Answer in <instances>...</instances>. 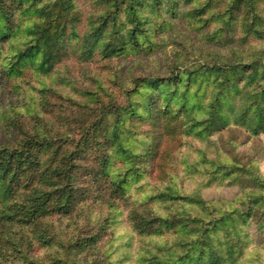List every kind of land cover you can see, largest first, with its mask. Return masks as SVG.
<instances>
[{
  "label": "trees",
  "instance_id": "1",
  "mask_svg": "<svg viewBox=\"0 0 264 264\" xmlns=\"http://www.w3.org/2000/svg\"><path fill=\"white\" fill-rule=\"evenodd\" d=\"M95 2L98 17L73 37L76 0H0L1 87L26 70L50 76L70 53L85 63L97 53L111 67L156 52L160 34L146 7L190 22L211 7L206 0ZM228 5L218 13L226 27L241 24L245 44L264 40V0ZM252 55L207 56L188 67L177 53L164 75L111 81L116 89L92 75L82 101L67 96L55 108L45 95L58 90L43 86L27 108L29 126L17 125L10 143L0 140V264H112L103 243L122 208L139 238V264H264V239L250 234L252 225L264 234V174L255 160L199 162L204 178L192 191L173 178L185 137L205 140L237 126L264 133V48ZM144 179L150 193L140 201L131 191ZM214 186L239 187L235 201H206L203 191Z\"/></svg>",
  "mask_w": 264,
  "mask_h": 264
},
{
  "label": "rangeland",
  "instance_id": "2",
  "mask_svg": "<svg viewBox=\"0 0 264 264\" xmlns=\"http://www.w3.org/2000/svg\"><path fill=\"white\" fill-rule=\"evenodd\" d=\"M206 1L210 2L211 7L191 22L180 13L172 16L163 11H152L151 7H146L145 14L155 22L152 28H158L160 34L157 38L160 46L152 54L135 55L133 58L116 61L111 64V67H103L97 53L86 63L70 53L56 64L50 76L38 77L30 70H26L23 75L14 77L5 90L0 85V140L10 143L14 138L12 132L17 125L20 128H24L25 125L29 126L30 116L26 114L27 108L33 106L43 86L48 88L51 86L58 90L59 93L49 91L45 95L51 107L55 108V103L67 104L63 101V98L67 96L82 101L81 91L85 90L86 86H90L91 79H95L92 75L101 77L110 87L113 86L116 89L117 85H113L111 81L121 86L124 77L125 84H129L132 76L164 75L169 64L174 62L177 53L183 56L185 65L192 67L202 63L203 57L209 56L220 61V59L226 60L228 56L233 55V52L239 58L251 59L254 51L264 48V40H257L251 43L253 45L251 46L240 39L244 30L241 24L232 22L229 26H225L226 22L218 13L229 7V0ZM75 9L79 17L77 16L78 19L75 21V33H72H74L73 37H82L89 30L90 22L98 17L102 7L95 0H76ZM210 89L211 87H207L205 92H202L203 99ZM116 98L119 102L125 101L121 87L117 89ZM26 131L28 130L25 128L24 134ZM184 141L185 146L177 154L179 160H177V169L173 178L179 176L178 180L187 186L185 191L193 189L204 178L202 170L198 171L199 162L223 160L225 157H228L231 162H242L243 164L255 160L258 170L264 174V133L255 135L245 127L237 126L207 137L205 140L185 137ZM202 150H206V156L202 154ZM147 185L146 179L137 182L132 188V197L140 201L146 199L150 193ZM145 187L147 190L144 189ZM238 190L239 187L214 186L205 189L203 197L210 202L235 201ZM98 211L99 209L93 208V215ZM117 212L120 214L112 219L113 226L109 237L104 240L103 247L110 253L112 264H139L135 262L138 259L136 244L139 238L131 230L127 221V211L122 208ZM105 215H109V212L106 211ZM101 216L104 215L101 214ZM250 234L256 243L263 242L264 234L257 230L256 225L250 227ZM131 237L132 245H129ZM126 249H129L131 254L124 256ZM254 264L260 263L254 262Z\"/></svg>",
  "mask_w": 264,
  "mask_h": 264
}]
</instances>
